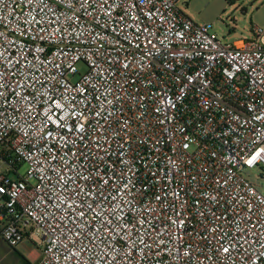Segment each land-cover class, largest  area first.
<instances>
[{
	"label": "built area",
	"instance_id": "built-area-1",
	"mask_svg": "<svg viewBox=\"0 0 264 264\" xmlns=\"http://www.w3.org/2000/svg\"><path fill=\"white\" fill-rule=\"evenodd\" d=\"M179 2L0 0L1 237L35 264H264V34Z\"/></svg>",
	"mask_w": 264,
	"mask_h": 264
},
{
	"label": "rangeland",
	"instance_id": "rangeland-1",
	"mask_svg": "<svg viewBox=\"0 0 264 264\" xmlns=\"http://www.w3.org/2000/svg\"><path fill=\"white\" fill-rule=\"evenodd\" d=\"M179 9L192 21L212 26L226 44L255 40V28L264 34V0H180ZM86 71L84 65H80ZM27 165L20 174L25 176ZM244 175L264 194V168L246 169ZM42 238L34 235L16 248L0 237V264H35L42 252Z\"/></svg>",
	"mask_w": 264,
	"mask_h": 264
},
{
	"label": "trees",
	"instance_id": "trees-1",
	"mask_svg": "<svg viewBox=\"0 0 264 264\" xmlns=\"http://www.w3.org/2000/svg\"><path fill=\"white\" fill-rule=\"evenodd\" d=\"M1 233H2V228H1V226H0V237H1Z\"/></svg>",
	"mask_w": 264,
	"mask_h": 264
}]
</instances>
